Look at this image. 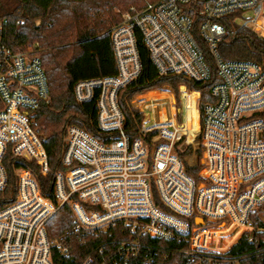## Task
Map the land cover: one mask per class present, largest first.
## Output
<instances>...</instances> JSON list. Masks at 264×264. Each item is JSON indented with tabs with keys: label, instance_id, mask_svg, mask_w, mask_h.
Segmentation results:
<instances>
[{
	"label": "built area",
	"instance_id": "obj_1",
	"mask_svg": "<svg viewBox=\"0 0 264 264\" xmlns=\"http://www.w3.org/2000/svg\"><path fill=\"white\" fill-rule=\"evenodd\" d=\"M6 23L0 20V191L9 192L0 206V264H54V250L68 255L65 238L47 230L62 207L81 241L95 243L80 264H96L107 248L126 264L145 237L185 239L181 252L205 260L242 240L264 254V65L219 53L243 28L264 36V0H155L126 10L110 29L116 74L74 86L78 102L96 101L97 133L68 124L54 170L37 125L40 104L51 98L48 78L32 51L7 45ZM138 34L161 76L207 81L214 65L213 101L202 105L201 91L186 84L163 86L133 94L127 114L121 93L143 69ZM39 177L52 178L51 195Z\"/></svg>",
	"mask_w": 264,
	"mask_h": 264
},
{
	"label": "trees",
	"instance_id": "obj_2",
	"mask_svg": "<svg viewBox=\"0 0 264 264\" xmlns=\"http://www.w3.org/2000/svg\"><path fill=\"white\" fill-rule=\"evenodd\" d=\"M120 1L124 3V0H0V20L7 21L3 32L7 45L13 51H32L41 60L48 78L51 98L48 103L40 104L37 125L46 138L53 170L60 167L68 124H77L93 134L97 133L96 101L78 102L74 86L83 79L116 74L110 29L118 20L116 14L110 16L113 14L110 7ZM127 2L131 4L141 0ZM19 19L24 20L23 25L16 24ZM35 40L39 43L36 51L31 48ZM138 47L142 74L133 88L121 93V105L127 114L133 94L163 86L178 90L180 84H186L201 91L202 105L213 101L211 87L217 81L214 65L212 76L207 81L190 80L181 75L161 76L141 34H138ZM219 53L225 59L248 60L264 65V36H259L251 28H243L235 39L220 43ZM188 97L193 107L192 119L195 117L198 120L196 94L190 93ZM261 115L264 117V112ZM197 120H191L193 130L198 128ZM13 180L11 188L15 183ZM39 181L43 190L51 195L52 178L39 177ZM8 192V189L0 191V206L7 202L4 197ZM261 209L264 211V204ZM47 230L51 238L64 237L71 247L68 255L54 250V264H80L95 246L90 238L83 243L77 231L73 230L71 212L67 207L60 208L47 222ZM186 247L185 239L163 241L145 237L139 254L128 258L125 263L147 264L146 261L150 260L148 264H264V254L256 253L255 246L246 240L236 244L228 254L208 257L207 260L200 256H185L181 250ZM113 251V248H107L105 256L96 254V264H124L125 260Z\"/></svg>",
	"mask_w": 264,
	"mask_h": 264
},
{
	"label": "rangeland",
	"instance_id": "obj_3",
	"mask_svg": "<svg viewBox=\"0 0 264 264\" xmlns=\"http://www.w3.org/2000/svg\"><path fill=\"white\" fill-rule=\"evenodd\" d=\"M100 1H102V2H104L105 0H100ZM128 0H124V3L122 2V1H120V3H122V4H114V5H112L110 8H111V11H112V13L113 14H110V16H112V15H115L116 14V17H117V22H119L120 20H121V17H122V14L126 11V10H128L131 6H134V7H136V8H138L139 6H141L143 3H145V2H147V1H150V0H141V2H138V3H131V4H127L128 2H127ZM108 16V15H107ZM114 23H116V22H114ZM36 47H39V43H38V41L37 40H35L34 42H33V45L31 46V48L32 49H34L35 50V48ZM31 48H29V49H31ZM36 51V50H35ZM192 93H195V92H192ZM196 94V93H195ZM151 95H164L163 93H158V92H152L151 93ZM196 97H197V94H196ZM199 117V116H198ZM199 119V118H198ZM193 121L194 120H197V118H195V117H193V119H192ZM198 121V120H197ZM199 122V121H198ZM187 123H189L190 124V121L188 120L187 121ZM198 126V125H197ZM193 135H191V137H192Z\"/></svg>",
	"mask_w": 264,
	"mask_h": 264
},
{
	"label": "bare ground",
	"instance_id": "obj_4",
	"mask_svg": "<svg viewBox=\"0 0 264 264\" xmlns=\"http://www.w3.org/2000/svg\"><path fill=\"white\" fill-rule=\"evenodd\" d=\"M196 93V92H195ZM197 94V93H196Z\"/></svg>",
	"mask_w": 264,
	"mask_h": 264
}]
</instances>
